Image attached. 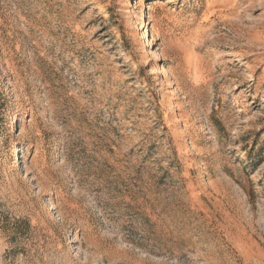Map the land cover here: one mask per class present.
<instances>
[{
	"label": "rangeland",
	"instance_id": "374dc122",
	"mask_svg": "<svg viewBox=\"0 0 264 264\" xmlns=\"http://www.w3.org/2000/svg\"><path fill=\"white\" fill-rule=\"evenodd\" d=\"M0 264H264V0H0Z\"/></svg>",
	"mask_w": 264,
	"mask_h": 264
},
{
	"label": "bare ground",
	"instance_id": "6f19581e",
	"mask_svg": "<svg viewBox=\"0 0 264 264\" xmlns=\"http://www.w3.org/2000/svg\"><path fill=\"white\" fill-rule=\"evenodd\" d=\"M147 36V32L145 31L144 34H143V37H146Z\"/></svg>",
	"mask_w": 264,
	"mask_h": 264
}]
</instances>
